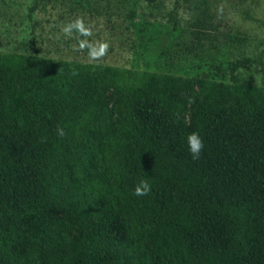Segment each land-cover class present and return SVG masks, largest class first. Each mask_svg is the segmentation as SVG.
<instances>
[{"label":"trees","instance_id":"1","mask_svg":"<svg viewBox=\"0 0 264 264\" xmlns=\"http://www.w3.org/2000/svg\"><path fill=\"white\" fill-rule=\"evenodd\" d=\"M185 1L174 52L218 54L213 1ZM185 85L0 52V264H264V86L205 80L187 122ZM192 131L205 145L197 160ZM141 179L152 187L142 197ZM118 223L121 238L108 232Z\"/></svg>","mask_w":264,"mask_h":264},{"label":"rangeland","instance_id":"2","mask_svg":"<svg viewBox=\"0 0 264 264\" xmlns=\"http://www.w3.org/2000/svg\"><path fill=\"white\" fill-rule=\"evenodd\" d=\"M221 19L223 39L218 54L175 53L186 38L191 12L185 0H0V52L37 53L55 60L101 62L114 67L173 73L186 80L176 98L190 120L192 104L205 80L264 86V0H212ZM222 8V11L220 9ZM77 17L92 27L91 40L109 44L93 61L79 38H65L61 28ZM245 63L233 74L231 66ZM107 99L116 117V93ZM123 236L121 223L108 229Z\"/></svg>","mask_w":264,"mask_h":264},{"label":"clouds","instance_id":"3","mask_svg":"<svg viewBox=\"0 0 264 264\" xmlns=\"http://www.w3.org/2000/svg\"><path fill=\"white\" fill-rule=\"evenodd\" d=\"M220 11H222V8ZM61 32L63 36L68 39L73 38V35L76 34L79 38L80 49L86 50L89 58L93 61L100 60L107 54L109 48L107 41L88 39L92 36V27L85 22L83 17H77L63 25ZM56 134L59 137H64L66 135L64 128L59 125L57 126ZM186 142L192 159H199L205 146L200 134L197 131L188 133L186 136ZM151 190L152 187L150 182L147 179H141L135 185L133 194L142 197L148 195Z\"/></svg>","mask_w":264,"mask_h":264}]
</instances>
